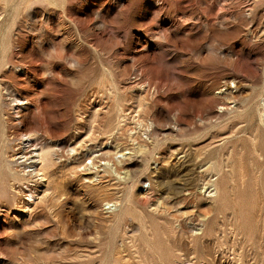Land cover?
<instances>
[{"label":"rangeland","instance_id":"rangeland-1","mask_svg":"<svg viewBox=\"0 0 264 264\" xmlns=\"http://www.w3.org/2000/svg\"><path fill=\"white\" fill-rule=\"evenodd\" d=\"M3 25L0 160L22 183L0 172V264H264V0H0ZM26 132L55 152L29 208Z\"/></svg>","mask_w":264,"mask_h":264},{"label":"bare ground","instance_id":"bare-ground-1","mask_svg":"<svg viewBox=\"0 0 264 264\" xmlns=\"http://www.w3.org/2000/svg\"><path fill=\"white\" fill-rule=\"evenodd\" d=\"M15 1V0H7V6L10 7L11 3ZM253 13V9L252 7H250V5H248L246 7L245 10V15L251 16ZM225 17H227L224 14L219 15L218 14V19L219 21H223L225 19ZM5 27L6 25H3L1 31H0V36L1 38L5 36ZM1 43L0 42V50H1ZM260 64L263 66L264 65V58H260ZM239 79V78H238ZM238 83H242V80H238ZM235 83L236 82V78L234 77H226L224 78V82L223 84H220L216 89L223 91V89L225 88H230V84L231 83ZM262 92H264V79H263V87H262ZM261 94V93H260ZM260 94H255L253 95V97L251 99L248 100V102L245 104V107L243 109L237 110L236 112V116L235 119H240V118H246V126L245 129L249 130L251 129V127L254 128L255 126V114L251 109H249L251 107V105H253V103L255 102L256 98L260 95ZM13 101L16 103V107L13 108L16 110V115L17 116H21V112L24 108H26V103L24 102L25 100H23L22 98L16 97L13 99ZM257 106H259L257 104ZM260 107V106H259ZM243 112V113H242ZM222 118V116L220 117ZM21 120V119H19ZM117 121V122H116ZM259 121H260V125L257 129H260L263 134H264V112H261L259 114ZM118 116L112 118L109 121V125H108V131L109 132H113L117 127H118ZM235 127V126H233ZM4 137H6V129L3 132ZM20 143L19 146L16 150V152L13 154V159L12 162L13 164H17L18 166L21 167L22 172L24 173V175L26 174L27 170H32V173H27L26 176H31V179L27 180V183L29 182H33L31 183V185L26 184V186H19L18 187V191H17V195L20 197V200L22 199H26L27 202H25L24 200H22L21 202H19V204H22L23 207L29 208L30 205L34 202V198L36 197V193L38 192L36 189V186L38 183H43V182H48L49 181V174L52 173L53 171V164H54V155L55 152L53 151L52 147L49 146L47 143H40L39 139H36V136L29 134V133H21L20 135ZM257 138H259V136H257ZM264 143V140L262 141ZM136 151V152H135ZM143 151V146L142 145H137L134 146L133 148V153H138V152H142ZM119 153V152H117ZM1 155V152H0ZM120 155H134L132 154V152H124ZM141 156V155H140ZM128 159V158H127ZM159 160V159H158ZM158 160H155V163H158ZM119 162H122L119 161ZM11 163V162H10ZM10 163L8 162V160L6 159L5 161L0 160V172H3L4 170L7 171L6 173V179L8 181V184H11V180L13 179L14 181L20 182L17 184H21L22 179H20L17 174L14 173V170L11 169L10 167ZM111 163V162H110ZM109 163V164H110ZM132 163V162H131ZM130 163V164H131ZM122 169V168H121ZM90 172H86V176H89L86 179L87 182H95L98 181L100 183H102L101 181L105 182V178L107 177V171L106 170H98V171H92V169H87ZM112 176H117L118 179L120 180H125L126 177L121 176V174L119 173L117 166H116V162L112 163L111 167H110V172H109ZM53 176V173H52ZM52 178V177H51ZM144 179H142L141 181H143ZM51 181V180H50ZM142 188L144 189H149V185H146V182L142 183ZM6 185V183H4V181L0 178V193L4 194L5 197H9L10 199H12V196L9 195V191L10 189H6L4 188ZM207 185H210L209 187H211L210 189H212L209 194H211L213 191H217L218 192V186L217 183L214 182V180H211L210 183H208ZM151 186V185H150ZM11 189H15L14 185L11 187ZM15 191V190H14ZM14 195V194H13ZM213 197V195H210ZM14 197V196H13ZM132 199H125L124 200V204L117 202H108V204H112L113 203V211L112 213H116V217L117 220H121L122 218L126 217L127 215L130 214L131 212V206H132ZM17 205V206H21L22 205ZM106 210L109 211V208L106 206Z\"/></svg>","mask_w":264,"mask_h":264},{"label":"built area","instance_id":"built-area-1","mask_svg":"<svg viewBox=\"0 0 264 264\" xmlns=\"http://www.w3.org/2000/svg\"><path fill=\"white\" fill-rule=\"evenodd\" d=\"M121 157H125L124 155H120L119 156V158H121ZM88 166V165H87ZM88 169H96V171H98L99 169H98V167L97 166H93V167H88ZM101 171V170H100ZM31 183V182H30ZM29 184V183H28ZM30 185V184H29ZM147 185V184H146ZM26 186V185H25ZM113 203L111 204H107V207L109 208V212H111L112 213V211H113Z\"/></svg>","mask_w":264,"mask_h":264}]
</instances>
